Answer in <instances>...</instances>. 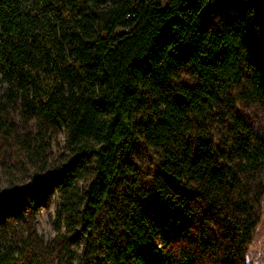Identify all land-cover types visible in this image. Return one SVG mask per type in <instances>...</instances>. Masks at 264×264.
<instances>
[{"label": "trees", "instance_id": "16d2710c", "mask_svg": "<svg viewBox=\"0 0 264 264\" xmlns=\"http://www.w3.org/2000/svg\"><path fill=\"white\" fill-rule=\"evenodd\" d=\"M0 88V140L45 175L0 192V264H250L264 0H0ZM52 199L46 247L13 238Z\"/></svg>", "mask_w": 264, "mask_h": 264}, {"label": "rangeland", "instance_id": "374dc122", "mask_svg": "<svg viewBox=\"0 0 264 264\" xmlns=\"http://www.w3.org/2000/svg\"><path fill=\"white\" fill-rule=\"evenodd\" d=\"M226 9L224 7L222 11L223 16ZM1 90L2 88H0V92ZM12 108L11 116L15 130L20 134H23L25 131L36 134L37 131L33 126V122H27L22 119L19 105L16 104ZM53 142L52 148H56V146L62 147L63 134L61 131H59L58 135L55 134L53 136ZM53 154H56V152ZM44 178L45 175L38 173L36 169H32L28 165L23 151L12 152L8 148L6 140H0V192L5 190L17 192ZM56 205L55 199H52L48 208L32 207L27 213H23V218L18 221L11 217L8 221L7 229H12L13 238H27L28 236L38 243V247L44 248L47 242L56 235L54 227ZM247 261L250 264H264V199L260 211V222L254 232L247 252Z\"/></svg>", "mask_w": 264, "mask_h": 264}]
</instances>
